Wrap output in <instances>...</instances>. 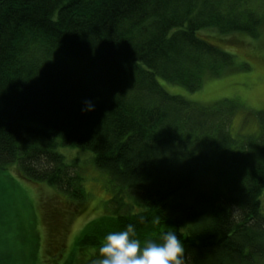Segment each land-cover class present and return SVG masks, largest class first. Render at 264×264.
<instances>
[{
	"label": "trees",
	"instance_id": "1",
	"mask_svg": "<svg viewBox=\"0 0 264 264\" xmlns=\"http://www.w3.org/2000/svg\"><path fill=\"white\" fill-rule=\"evenodd\" d=\"M263 14L264 0H0V173L82 202L57 149L88 151L111 197L80 247L132 223L142 240L174 230L185 264H264V116L233 137V105L192 103L157 78L198 89L234 62L205 31L257 37Z\"/></svg>",
	"mask_w": 264,
	"mask_h": 264
},
{
	"label": "rangeland",
	"instance_id": "2",
	"mask_svg": "<svg viewBox=\"0 0 264 264\" xmlns=\"http://www.w3.org/2000/svg\"><path fill=\"white\" fill-rule=\"evenodd\" d=\"M203 35L234 55L233 64L216 76L205 73L193 91L159 77L158 82L169 94L198 105H233L231 135L257 134L260 114L264 116V25L257 37L216 31ZM58 147L67 164L77 165L86 197L71 201L54 187L22 179L15 168L1 171L0 264H91L94 249L80 247L77 240L88 222L108 213L109 180L94 166L92 153ZM260 202L264 213V189Z\"/></svg>",
	"mask_w": 264,
	"mask_h": 264
},
{
	"label": "clouds",
	"instance_id": "3",
	"mask_svg": "<svg viewBox=\"0 0 264 264\" xmlns=\"http://www.w3.org/2000/svg\"><path fill=\"white\" fill-rule=\"evenodd\" d=\"M92 110L94 104L84 101L81 111ZM160 222L159 216L151 220L152 225H159ZM91 264H185V245L171 228L160 231L156 238L142 240L136 226L129 223L125 229L110 231L102 237Z\"/></svg>",
	"mask_w": 264,
	"mask_h": 264
}]
</instances>
